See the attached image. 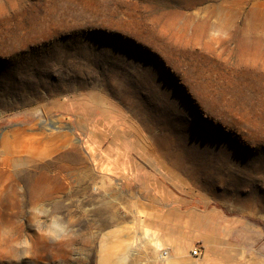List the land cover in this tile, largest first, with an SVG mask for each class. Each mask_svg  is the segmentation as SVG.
<instances>
[{"label": "rangeland", "instance_id": "obj_1", "mask_svg": "<svg viewBox=\"0 0 264 264\" xmlns=\"http://www.w3.org/2000/svg\"><path fill=\"white\" fill-rule=\"evenodd\" d=\"M160 219L264 264V0H0V264H147Z\"/></svg>", "mask_w": 264, "mask_h": 264}, {"label": "crops", "instance_id": "obj_2", "mask_svg": "<svg viewBox=\"0 0 264 264\" xmlns=\"http://www.w3.org/2000/svg\"><path fill=\"white\" fill-rule=\"evenodd\" d=\"M161 215V214H160ZM159 215V216H160ZM161 218V216H160ZM147 236L140 246H137L138 253L133 254L134 262L143 258L147 264H210V257L213 249L223 247V243H199L204 249L202 257H194L190 253V249L194 247V243H173L172 239L161 240V219L157 230L147 228ZM162 249L168 250V256L165 259L158 260V252ZM138 255V257H135ZM157 258V259H156Z\"/></svg>", "mask_w": 264, "mask_h": 264}, {"label": "bare ground", "instance_id": "obj_3", "mask_svg": "<svg viewBox=\"0 0 264 264\" xmlns=\"http://www.w3.org/2000/svg\"><path fill=\"white\" fill-rule=\"evenodd\" d=\"M251 27H252V30H254V29H256V24L254 23V22H252V25H251ZM261 40L262 39H260V38H256V37H253V38H248L247 40H246V43H244V45L246 46V44H247V47H250V46H255V45H257V43H260L261 42ZM259 45V44H258ZM256 53V52H255ZM236 135V134H235ZM170 142V141H169ZM243 142V141H242ZM176 144V147L175 146H173L171 143H169V148L168 147H166L167 149H170L171 151H170V153L168 152V154H171V156H173L174 155V158L175 157H178V156H180V158L182 157L183 158V156L185 155L186 156V153L185 152H187V151H189L190 149H187L186 147H185V145L183 146L184 148H182L181 146H180V144L178 143H175ZM239 144V143H238ZM190 145V144H189ZM227 145V144H226ZM233 145V144H232ZM190 147H192V145L190 146ZM221 147V146H220ZM172 148H177V149H180V151H181V149H182V152H180L179 151V154H176L175 155V150L174 149H172ZM227 148V147H226ZM258 148H260L259 146H258ZM163 149V148H162ZM183 149L185 150L184 152H183ZM228 149V148H227ZM8 151L7 152H9V153H11V154H15V153H17L18 151L19 152H21V153H26V160L27 161H35L36 159H38V158H42L44 155H46L47 153H49V151L48 150H45V149H40V150H37V149H34V147L33 148H29V147H26V148H24V149H14V148H9V149H7ZM195 150V149H194ZM166 151V150H165ZM185 153V154H184ZM195 153H197V152H195ZM200 153V152H199ZM222 153V152H221ZM225 153V152H224ZM198 154V153H197ZM223 154V153H222ZM195 155V154H194ZM224 155V154H223ZM170 156V157H171ZM188 156V155H187ZM192 156V155H191ZM226 156V155H225ZM229 157V156H228ZM186 158V157H185ZM226 158V157H225ZM248 159H251V158H248ZM191 160V159H190ZM220 160V159H219ZM228 160V159H227ZM223 161H224V159H223ZM178 162V161H177ZM177 162H176V165H177ZM180 162V161H179ZM226 162V161H225ZM234 162V161H233ZM232 162V163H233ZM238 162V161H237ZM217 163H219V162H217ZM182 164V163H181ZM180 164V165H181ZM231 164V163H230ZM183 165V164H182ZM222 165V164H221ZM220 165V166H221ZM232 165V164H231ZM227 166V165H226ZM229 166V165H228ZM234 167H235V164H234ZM242 168V167H241ZM224 169V168H223ZM208 170V169H207ZM203 172V171H202ZM235 172V171H234ZM195 173V172H194ZM207 174V173H206ZM221 174V173H220ZM230 174V173H229ZM197 179H198V177H197ZM195 180H196V178H195ZM167 252V251H166ZM168 256V252L165 254V255H163V259H165L166 257ZM118 262V261H117ZM117 264V263H116Z\"/></svg>", "mask_w": 264, "mask_h": 264}, {"label": "built area", "instance_id": "obj_4", "mask_svg": "<svg viewBox=\"0 0 264 264\" xmlns=\"http://www.w3.org/2000/svg\"><path fill=\"white\" fill-rule=\"evenodd\" d=\"M166 251L168 252L167 249H162L158 252V255H157L158 260L163 259V255H165L167 253ZM190 253L194 257H199L201 255V249L199 247H193V248H191Z\"/></svg>", "mask_w": 264, "mask_h": 264}]
</instances>
